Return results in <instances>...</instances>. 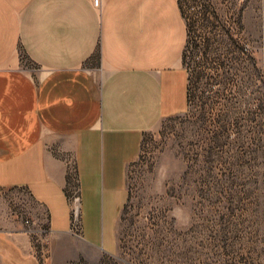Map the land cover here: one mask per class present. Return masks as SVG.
<instances>
[{
    "label": "crops",
    "instance_id": "crops-1",
    "mask_svg": "<svg viewBox=\"0 0 264 264\" xmlns=\"http://www.w3.org/2000/svg\"><path fill=\"white\" fill-rule=\"evenodd\" d=\"M186 41L178 0H0V264H40L71 192L83 242L113 252L144 135L188 107Z\"/></svg>",
    "mask_w": 264,
    "mask_h": 264
},
{
    "label": "rangeland",
    "instance_id": "rangeland-1",
    "mask_svg": "<svg viewBox=\"0 0 264 264\" xmlns=\"http://www.w3.org/2000/svg\"><path fill=\"white\" fill-rule=\"evenodd\" d=\"M178 1L188 107L144 135L113 252L83 242L71 192V232L32 237L40 264H264V0Z\"/></svg>",
    "mask_w": 264,
    "mask_h": 264
},
{
    "label": "built area",
    "instance_id": "built-area-1",
    "mask_svg": "<svg viewBox=\"0 0 264 264\" xmlns=\"http://www.w3.org/2000/svg\"><path fill=\"white\" fill-rule=\"evenodd\" d=\"M99 1L100 0H93V4L95 6H98L99 5ZM75 201H78V197L75 198ZM78 212H79V209H78V207H76L75 210H74V215H73L74 216L73 219H74L75 225H77L78 221H79L78 218H77ZM26 223H28V221H26ZM75 229H77L76 226H75Z\"/></svg>",
    "mask_w": 264,
    "mask_h": 264
},
{
    "label": "trees",
    "instance_id": "trees-1",
    "mask_svg": "<svg viewBox=\"0 0 264 264\" xmlns=\"http://www.w3.org/2000/svg\"><path fill=\"white\" fill-rule=\"evenodd\" d=\"M180 5V4H179ZM180 8H181V6H180Z\"/></svg>",
    "mask_w": 264,
    "mask_h": 264
}]
</instances>
